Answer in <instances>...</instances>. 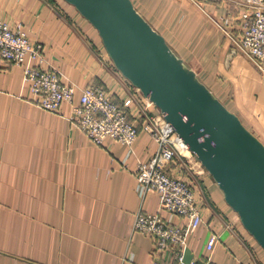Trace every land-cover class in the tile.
<instances>
[{
	"label": "crops",
	"instance_id": "crops-1",
	"mask_svg": "<svg viewBox=\"0 0 264 264\" xmlns=\"http://www.w3.org/2000/svg\"><path fill=\"white\" fill-rule=\"evenodd\" d=\"M134 2L264 141V61L241 52L233 38L242 33V0ZM0 17L22 23L67 81L99 85L118 101L133 95L130 118L142 125L147 98L115 67L97 29L73 5L0 0ZM26 64L0 60V264H152L161 256L157 241L133 230L136 213L186 222L163 209L156 192L140 193L138 161L152 157L156 141L141 129L130 154L114 140L94 144L70 119L69 103L56 111L34 103ZM175 169L196 183L205 219L187 236L184 252L190 247L196 259L218 264H264V247L201 162L189 154ZM213 232L219 240L210 251ZM176 255V249L165 254L174 261Z\"/></svg>",
	"mask_w": 264,
	"mask_h": 264
},
{
	"label": "water",
	"instance_id": "water-1",
	"mask_svg": "<svg viewBox=\"0 0 264 264\" xmlns=\"http://www.w3.org/2000/svg\"><path fill=\"white\" fill-rule=\"evenodd\" d=\"M66 1L97 29L115 67L159 107L264 247L261 137L177 53L134 0ZM194 257L186 247L183 260L190 263Z\"/></svg>",
	"mask_w": 264,
	"mask_h": 264
},
{
	"label": "built area",
	"instance_id": "built-area-1",
	"mask_svg": "<svg viewBox=\"0 0 264 264\" xmlns=\"http://www.w3.org/2000/svg\"><path fill=\"white\" fill-rule=\"evenodd\" d=\"M245 8L241 13L240 36L233 37L237 48L257 62L264 61V0H242ZM234 36V35H233ZM0 60L26 64L25 81L32 92L34 103L48 110H59L65 103L71 106L70 119L80 126L94 144L102 145L114 140L133 151L141 129L156 141L157 149L151 158L140 159L137 179L140 193L145 197L156 192L163 209L181 215L185 224H178L160 213L140 209L133 230L156 238L160 258L152 264H201L196 258L186 263L183 260L187 236L205 223L202 196L196 183L183 172L175 169L177 160L193 153L179 134L166 120L161 110L154 112L149 107L154 103L147 99L142 110L143 122L139 125L130 118L129 109L137 100L129 96L118 101L110 91L96 84L80 86L51 65L42 43L34 40L22 23L13 25L0 17ZM139 89V88H138ZM140 90V89H139ZM219 240L212 233L207 248L212 251ZM177 250V259L165 254ZM205 264H218L206 260Z\"/></svg>",
	"mask_w": 264,
	"mask_h": 264
},
{
	"label": "rangeland",
	"instance_id": "rangeland-1",
	"mask_svg": "<svg viewBox=\"0 0 264 264\" xmlns=\"http://www.w3.org/2000/svg\"><path fill=\"white\" fill-rule=\"evenodd\" d=\"M193 156L195 157V155L193 154Z\"/></svg>",
	"mask_w": 264,
	"mask_h": 264
}]
</instances>
